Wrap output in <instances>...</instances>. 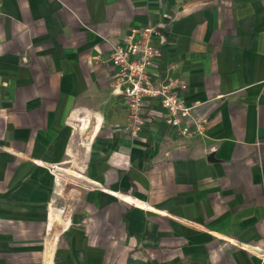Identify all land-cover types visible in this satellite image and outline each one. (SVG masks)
<instances>
[{"label": "crops", "instance_id": "1", "mask_svg": "<svg viewBox=\"0 0 264 264\" xmlns=\"http://www.w3.org/2000/svg\"><path fill=\"white\" fill-rule=\"evenodd\" d=\"M146 24L202 133L156 99L131 131L110 45ZM0 264H264V0H3Z\"/></svg>", "mask_w": 264, "mask_h": 264}, {"label": "built area", "instance_id": "2", "mask_svg": "<svg viewBox=\"0 0 264 264\" xmlns=\"http://www.w3.org/2000/svg\"><path fill=\"white\" fill-rule=\"evenodd\" d=\"M161 34L160 26L146 24L132 27L124 44L111 43V85L123 94L132 132H137L145 124L147 116L144 107L156 99L164 109L163 117L168 125L177 128L183 135L202 133L205 120L194 118L193 105L185 104L179 94L187 87L185 80L178 75L162 79L149 71V66L159 54L154 37ZM190 120L196 124L193 130L189 127Z\"/></svg>", "mask_w": 264, "mask_h": 264}, {"label": "water", "instance_id": "3", "mask_svg": "<svg viewBox=\"0 0 264 264\" xmlns=\"http://www.w3.org/2000/svg\"><path fill=\"white\" fill-rule=\"evenodd\" d=\"M212 156H213L212 153H210V154L208 155V158H212Z\"/></svg>", "mask_w": 264, "mask_h": 264}, {"label": "rangeland", "instance_id": "4", "mask_svg": "<svg viewBox=\"0 0 264 264\" xmlns=\"http://www.w3.org/2000/svg\"><path fill=\"white\" fill-rule=\"evenodd\" d=\"M72 188H73V189L76 188L75 185H72Z\"/></svg>", "mask_w": 264, "mask_h": 264}]
</instances>
